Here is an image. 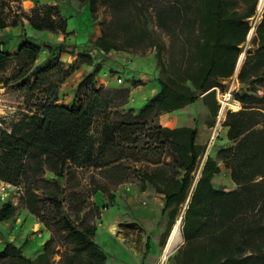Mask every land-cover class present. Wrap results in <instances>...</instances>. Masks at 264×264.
<instances>
[{
  "label": "trees",
  "instance_id": "obj_1",
  "mask_svg": "<svg viewBox=\"0 0 264 264\" xmlns=\"http://www.w3.org/2000/svg\"><path fill=\"white\" fill-rule=\"evenodd\" d=\"M76 1L86 6L92 17L99 7L113 13L133 9L140 16V28L146 31L142 19L145 11H150L156 29L183 41L184 47L178 53L180 59L173 57L170 67L166 66L164 43L155 29L147 31L156 49L159 87L136 113L131 108L116 109L127 102L130 89L97 86L101 63L94 64L88 52L79 51V61L92 69L83 73L69 104L56 103L60 81L48 84L44 98L35 104L31 123L20 120L9 132L0 131V181L23 188L24 207L50 235L33 258L26 256L21 246L5 240L0 264H54L55 255L59 264H104L107 254L92 239L96 225L82 220L78 228L66 213L64 201L75 200L76 213L87 206L97 219L100 211L95 203L87 202L90 195L130 180L120 173L114 176L127 162L145 163L146 169L137 173L164 194L163 212L169 209L170 215L164 237L177 210L186 203L180 224L183 239L173 254L174 264H264V108L262 98L249 89L255 81H264V10L251 38L256 48L249 51L238 73L239 81L249 85L236 93L242 108L227 112L223 122L232 145L221 147L215 157H205L193 185L192 172L201 155L197 126L170 128L157 121L161 114L201 98L209 113L206 124L214 123L218 104L211 88L233 73L258 0ZM23 18L34 31L70 34L68 19L56 4L35 5ZM11 25L16 27L18 20ZM67 47L65 40L43 47L24 36L15 53L0 49V70L20 58L12 79L22 78L20 85L28 86L23 77L43 48L51 58L29 86L39 88L46 83L47 73L59 65L55 52ZM90 47L108 53L112 46L99 36ZM69 73L65 71V76ZM251 76L254 80H249ZM217 160L229 170L235 188L214 186L213 178L220 172ZM87 169L100 174V180L91 178L85 196L75 188L80 185L79 174ZM48 171L53 178L45 177ZM66 183L71 189L68 196ZM14 209L10 203L1 204L0 221L8 219Z\"/></svg>",
  "mask_w": 264,
  "mask_h": 264
},
{
  "label": "rangeland",
  "instance_id": "obj_2",
  "mask_svg": "<svg viewBox=\"0 0 264 264\" xmlns=\"http://www.w3.org/2000/svg\"><path fill=\"white\" fill-rule=\"evenodd\" d=\"M34 2L33 6L31 5L30 0L27 2H23V0H0V22L4 24L3 28H0V49L9 51L11 53H15L17 51L19 44L21 43L24 36H28L33 41L38 42L40 45L45 47L47 44H58L59 42L65 40V36L62 33H48L45 31H34L30 28L28 25V22L23 18V14L29 13L30 10L35 5H41L46 4L42 2L41 0H31ZM64 6H68V9H70L71 13H75L76 7L69 1L62 4ZM26 6V7H25ZM79 8L85 7L86 8V17H84L88 20V29L85 28V31H83L84 25L75 17V15L69 17V27L72 29L75 26V30L78 31L80 34H88L87 36L90 38L87 40V42L84 43V47L80 49V51L88 52L90 56H92L94 60V64L100 62L101 68L96 74V85H103L106 88H119L124 87L125 83L128 82L132 86H143L147 83V80H150V74H151V67H156L157 69V75L156 77H153L151 79V84L149 87H147L150 91L152 86L155 84L157 88L159 87L157 78H158V71L159 66L157 59L155 58V52L156 49L153 44H151L150 39L147 37V31L155 29L159 38L164 43V48L162 50V56L163 60L166 64V66L170 67L171 59L174 57L176 60H179V52L183 49V41L172 39L171 37L167 36L166 34L162 33L156 27L154 26V20L152 16L150 15V11H145V14L143 15L144 18L142 21H144L145 28H147V31L144 28H140V22L139 17L136 13L133 11V9L128 10L124 13H113L110 12L108 9L104 7H99L96 14L92 17L91 14L88 12V9L86 6L79 4ZM28 8V9H26ZM67 8V7H66ZM264 9V8H263ZM68 12V13H70ZM77 12V11H76ZM81 13V11H78ZM263 10L261 12H258L256 9V14L251 18H249L248 22L250 24V27L252 26V20H256V24L258 23V20L261 18ZM76 14V13H75ZM70 15V14H69ZM14 20H18V25L16 27H13L11 23ZM256 27V26H255ZM250 30V29H249ZM249 32V31H248ZM254 34V33H253ZM253 34L248 37V33L246 36V40L244 43L240 45V51L239 55L235 64V67L237 66L239 57L241 53L243 54V58L241 60L240 68L243 65L249 51L253 50L251 38ZM99 36H104V38L111 44V49L108 53L106 52H98L94 48L90 47L92 42ZM80 38V36H79ZM72 46V48H71ZM73 45H68L66 49L59 52L56 51L55 54H58V61L59 63L58 67L45 76L46 83L41 84L39 88H36L33 86L31 89L29 86H32L34 75L36 72L40 73V68L44 67L49 60L48 53L42 48L40 52L37 54V58L33 64V66L30 68V70L26 73V75L23 78L28 79V86L27 85H20V82L22 80H13L12 76L17 72L19 66L21 65V59L20 58H14L12 59L3 69L0 70V131H7L9 132L12 128V126L18 124L20 120H24L25 123H31L32 119L30 116L34 114L35 111V104L39 102L42 98H44V90L48 84L59 82V88H58V100L56 103L58 104H64L68 105L73 93L74 89L79 82V80L82 78V75L84 72H88L92 69V65H88L85 63H82L78 59V55L74 53ZM68 53V54H66ZM72 55H75L72 57ZM129 60L130 62H127ZM144 60L145 63L148 64H140L141 67L145 68L144 75H137L133 74L130 75L127 73L125 76L120 74L118 75L117 70V64L121 65L123 67L129 65V69L133 70L137 67L138 61ZM127 64V65H126ZM136 66V67H134ZM152 67V69H153ZM128 69V70H129ZM65 71H70L68 76H65ZM126 71V70H125ZM248 73L249 70L247 71ZM38 73V74H39ZM65 76V77H64ZM118 77H121L122 80L119 82ZM41 79V77H40ZM249 80H254V76L249 77ZM154 81V83H153ZM147 88H139V92L136 93H130L127 98V102L122 105L118 106L116 108L118 111L123 110L126 111L127 109H133L136 113L150 98V93L148 92L147 95L143 92H147ZM252 88V89H251ZM250 92L258 95L262 98V104L264 108V81H255L254 83L250 84ZM243 90V89H242ZM153 94V93H152ZM182 111L185 112L188 116H192L193 122L192 125L195 124L196 126L201 123L206 122L205 120L208 118V109L201 98H199L195 103L184 105L182 108ZM196 116V118L194 117ZM159 123V118H158ZM160 124V123H159ZM218 139H221L218 137ZM208 143L204 145H199L201 149V155L199 156L198 162L195 166L194 171L192 172V185L194 182L198 179L200 171L198 176L196 177V173L199 170H201L200 164L204 162V159L208 154ZM232 143L228 140L226 143L217 142L212 145L211 148H209V153L213 152L214 157L216 156L217 151L221 147L230 146ZM211 150V151H210ZM218 164L220 165V172L215 175L213 178V184L216 188L224 189V190H230L231 188H235V184L232 182L229 170L225 167L222 161L217 160ZM147 165L145 163H131L127 162L125 163L122 168H120L118 171H114V176H123L125 175L128 179H132L133 176H140L137 171L141 172L143 169H146ZM120 173V175H119ZM100 174H97L96 171L92 170H85L84 172L79 174L78 181L80 182L79 187H76L75 190H78L79 192L83 193L85 196H87V191L90 189V180L91 178H95L96 180H100L99 178ZM46 178H53V174L49 171L45 173ZM62 183H64V178L60 180ZM111 187V186H110ZM16 190L14 192H11L9 195L5 196L3 194H0L1 197L4 198L3 202L6 203H14V207L16 210L21 211L24 207L23 202L21 201V196L23 192V188ZM71 189L67 187L66 183V196H68ZM75 200L67 198L64 201L65 205V211L66 213L71 217V220L74 221V224L81 228L82 225L80 221L84 220L83 222H89L91 224L96 223V218H93L91 214H89V209L84 208V210L76 213V203H74ZM87 202L94 203L92 196L90 195ZM185 204H181L179 209L177 210V215L175 218L178 219V217H182V214L185 209ZM89 206V205H88ZM86 214V216H85ZM85 218H84V217ZM108 215H106L107 217ZM39 222V219L35 216L31 217V221ZM174 221V222H175ZM16 218L14 217L12 219V223L15 224ZM43 225V223H41ZM44 226V225H43ZM34 226L33 224L29 225L28 229V238L37 239L34 236L32 229ZM45 229H47L44 226ZM36 230H41L40 228ZM50 236V235H49ZM45 242V241H44ZM43 242V243H44ZM182 242V240H180ZM180 242L173 248V250L169 253V255L166 256V258L161 259L159 258L158 262L156 264H174L173 261V254L176 251L177 246L180 244ZM42 243V245H43ZM41 245V247H42ZM3 245L0 244V249H2ZM54 264H59V256H54Z\"/></svg>",
  "mask_w": 264,
  "mask_h": 264
},
{
  "label": "crops",
  "instance_id": "obj_3",
  "mask_svg": "<svg viewBox=\"0 0 264 264\" xmlns=\"http://www.w3.org/2000/svg\"><path fill=\"white\" fill-rule=\"evenodd\" d=\"M29 0H23L27 2ZM42 2L49 5H57L59 7L61 15L69 20V17L75 15V17L84 25L83 31L88 29V20L86 19V8H79V4L76 0H41ZM71 2L75 7V13H71L68 6L62 4ZM33 6L34 2L31 1ZM26 7V6H25ZM67 7V8H66ZM28 9V8H26ZM77 11V12H76ZM78 11H81L79 13ZM70 12V13H68ZM70 14V15H69ZM84 17L85 20H84ZM261 19V18H260ZM260 20H258L259 22ZM69 25V22H68ZM256 26V25H255ZM67 31L70 33L65 37V42L68 45H73L75 55L83 48L84 43L90 39L88 34H80L75 30V26L71 29L67 27ZM80 36V38H79ZM253 50L255 45L252 44ZM72 48V46H71ZM68 54V53H66ZM75 55H72L74 57ZM244 57V56H243ZM242 57V58H243ZM127 62H130L127 60ZM146 61L141 60L136 62L137 67L133 70L129 69L131 66L123 67L117 64L118 75H130L139 74L144 75L145 68L141 67L140 64H148ZM239 63V70H240ZM153 67V66H152ZM151 67V79L156 77V67ZM129 69V70H128ZM126 70V71H125ZM151 79L147 80V83L143 86H132L126 82L124 87L130 89V93H136L141 91L139 88H147L151 84ZM226 79V78H225ZM220 79V82L225 81ZM122 80V78H121ZM154 83V81H153ZM158 90L154 84L152 88H147L152 96ZM142 92V91H141ZM153 93V94H152ZM196 118V116H194ZM193 118L188 116L181 109L173 110L171 112L163 113L159 116V123L166 127H178L182 125H192ZM212 125H205L199 122L197 125L196 143L198 145H206L210 138ZM220 137L221 139H218ZM217 142L226 143L227 139V126L222 125L217 133L216 138L208 146L209 156L214 157V153H209V148L214 146ZM211 151V150H210ZM220 166V165H219ZM92 199L95 205L99 208V217L95 223V230L92 239L100 246L101 249L107 254V259L104 264H156L163 252L172 226L167 235L164 237L166 227L169 220V209L163 212L164 207V194L157 192L152 184H149L146 178L141 176H133L130 180H125L116 185L108 187V190H96ZM4 198L0 196V205ZM14 205V203H12ZM106 215H108L106 217ZM32 215L25 207L18 212L16 208L13 214L5 220L0 221V244H4L5 240L12 241L16 245L21 246L23 253L29 257H35L41 249L42 243L49 238V231L39 222L31 221ZM16 218L15 224L12 223V219ZM33 224L34 230L40 228L43 231L42 239L28 238L29 225ZM164 239V243H161ZM182 235L181 239L182 240ZM180 242V241H179ZM178 242V243H179Z\"/></svg>",
  "mask_w": 264,
  "mask_h": 264
},
{
  "label": "built area",
  "instance_id": "obj_4",
  "mask_svg": "<svg viewBox=\"0 0 264 264\" xmlns=\"http://www.w3.org/2000/svg\"><path fill=\"white\" fill-rule=\"evenodd\" d=\"M252 19V17H251ZM252 26L250 28L253 29L252 34L255 31L256 20H252ZM251 34V35H252ZM244 54V53H243ZM239 73V64L235 67L233 73L225 79V81L221 82V85H215L211 88L214 91L215 100L218 104L217 113L215 115L214 125L211 130L210 138L208 140V145L216 138L219 128L224 125V119L227 112H236L242 108V103L236 98V93L240 89H247L249 88L248 84H243L239 81L238 78ZM118 81H121V77H118ZM202 166V162L200 167ZM199 174V169L196 173V177ZM21 189L20 186H16L4 181H0V194L5 196L9 195L11 192ZM34 236L37 239L43 238V231L35 230L33 231Z\"/></svg>",
  "mask_w": 264,
  "mask_h": 264
},
{
  "label": "bare ground",
  "instance_id": "obj_5",
  "mask_svg": "<svg viewBox=\"0 0 264 264\" xmlns=\"http://www.w3.org/2000/svg\"><path fill=\"white\" fill-rule=\"evenodd\" d=\"M264 8V0H258L257 2V11L261 12ZM253 32V29L250 28L249 33H248V37L251 36ZM243 57V53H241L239 60H238V64L241 62ZM180 219L178 217V219H176V221L173 224V228H172V232L171 235L167 241V243L165 244L164 248H162L163 252L161 253L160 258L161 259H165L167 255H169V253L173 250V248L178 244V242L181 239V231H180Z\"/></svg>",
  "mask_w": 264,
  "mask_h": 264
},
{
  "label": "water",
  "instance_id": "obj_6",
  "mask_svg": "<svg viewBox=\"0 0 264 264\" xmlns=\"http://www.w3.org/2000/svg\"><path fill=\"white\" fill-rule=\"evenodd\" d=\"M257 2H258V1H257ZM256 9H257V5H256ZM248 33H249V32H248ZM186 202H187V201H186ZM179 219H180V224H181V222H182V220H181L182 217H180ZM172 228H173V226H172ZM171 232H172V229H171V231H170V234H169V236H168V239H169V237H170V235H171ZM167 241H168V240H167ZM166 243H167V242H166Z\"/></svg>",
  "mask_w": 264,
  "mask_h": 264
}]
</instances>
